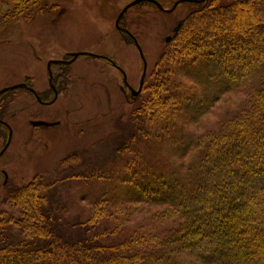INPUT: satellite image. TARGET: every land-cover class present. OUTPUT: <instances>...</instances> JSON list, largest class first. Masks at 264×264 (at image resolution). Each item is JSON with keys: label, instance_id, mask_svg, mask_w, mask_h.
Here are the masks:
<instances>
[{"label": "trees", "instance_id": "obj_1", "mask_svg": "<svg viewBox=\"0 0 264 264\" xmlns=\"http://www.w3.org/2000/svg\"><path fill=\"white\" fill-rule=\"evenodd\" d=\"M254 2L188 3L198 7L167 52L176 72L159 61L116 140L11 189L0 264H264V10Z\"/></svg>", "mask_w": 264, "mask_h": 264}, {"label": "rangeland", "instance_id": "obj_2", "mask_svg": "<svg viewBox=\"0 0 264 264\" xmlns=\"http://www.w3.org/2000/svg\"><path fill=\"white\" fill-rule=\"evenodd\" d=\"M134 1L31 0L17 11L14 0H0V91L30 84L43 94L50 90L48 64L72 60L69 55L79 53L111 59L126 72L132 88L138 90L143 76L142 60L132 40L127 38L126 44L116 27L121 12ZM156 1L170 10L179 0ZM254 1L264 10L262 0ZM197 7L181 4L167 14L143 3L123 18L121 25L138 40L148 64L141 100L148 94L155 73L162 69L160 60L167 70L176 72L174 61L171 64L168 57L172 54L167 56L172 49L167 39H174L177 24L187 20ZM244 11L248 18L261 16L256 9ZM71 65L64 70L62 86H58L62 87L61 95L51 106L40 105L23 88L8 92L0 101L2 118L14 133L0 160V213L10 211L8 198L14 186L55 173L75 153L88 150L93 155L96 147L117 137L119 121L125 122L141 103L132 104L127 99L121 90L124 82L119 70L105 59L80 56ZM36 120L60 124L34 128L31 122ZM7 132L0 126V152L8 140ZM4 171L9 174L7 183Z\"/></svg>", "mask_w": 264, "mask_h": 264}, {"label": "water", "instance_id": "obj_3", "mask_svg": "<svg viewBox=\"0 0 264 264\" xmlns=\"http://www.w3.org/2000/svg\"><path fill=\"white\" fill-rule=\"evenodd\" d=\"M203 1H205V0H179V1H177L176 3H175V5H174V7L172 8V9H170V10H167V9H165L158 1H156V0H135L134 2H132L130 5H128L126 8H124V10L121 12V14L119 15V17H118V19H117V21H116V27H117V29L120 31V32H122L123 34H125V35H128L129 36V38L130 39H133L134 40V45L136 46V48H137V50H138V52H139V55H140V57H141V60H142V63H143V76H142V79H141V81H140V86H139V89L138 90H135V89H133L130 85H129V83H128V76H127V74H126V72L122 69V68H120V67H118V66H116L115 65V63L111 60V59H109V58H107V57H101V56H99V55H95V54H89V53H79V54H74L72 57H73V59L70 61V62H68V64H71V63H73L74 61H76L80 56H90V57H93V58H96V59H105V60H107V61H110V62H112L113 63V66L116 68V69H118L121 73H122V75H123V78H124V82L127 84V86H128V88L130 89V91H131V93H132V95L135 97V98H137L140 94H141V92H142V90H143V88H144V84H145V79H146V77H147V73H148V64H147V60H146V57H145V54H144V52H143V49H142V47L140 46V44H139V42H138V40L127 30V29H123V28H121L120 27V24H121V21H122V19L124 18V16L126 15V13L130 10V9H132V8H134V7H136V6H138V5H140V4H143V3H148V4H151V5H153V6H155V7H157L161 12H164V13H173L181 4H184V3H202ZM181 26H182V22H180L179 24H178V26L174 29V32L175 33H177L179 30H180V28H181ZM171 41V37H169L168 39H167V42H170ZM56 63H61L60 61H57ZM52 63H50L49 64V69H50V65H51ZM26 87V85L25 84H21V85H18V86H12V87H7V88H5V89H3V90H1L0 91V96H2V95H4V94H6V93H8L9 91H15V90H17V89H20V88H25ZM40 101V100H39ZM41 102V101H40ZM1 122V121H0ZM3 125H6L7 127H9V129H10V136H9V139H8V142H7V144H6V146L4 147V149L1 151V153H0V158L7 152V150L9 149V147H10V145H11V142H12V138H13V130H12V128L10 127V125H8L7 123H5V122H1ZM32 125L34 126V127H53V126H55V124H50V123H47V122H43V121H38V122H33L32 123Z\"/></svg>", "mask_w": 264, "mask_h": 264}, {"label": "flooded vegetation", "instance_id": "obj_4", "mask_svg": "<svg viewBox=\"0 0 264 264\" xmlns=\"http://www.w3.org/2000/svg\"><path fill=\"white\" fill-rule=\"evenodd\" d=\"M120 27L121 28H123V29H125L121 24H120ZM119 31V30H118ZM119 33L122 35V37H123V39H124V41H125V43L127 44L128 43V40H127V38H129V36L128 35H125V34H123L122 32H120L119 31ZM132 40V42L133 43H135L134 42V40L133 39H131ZM71 58H73L71 55H69ZM70 59V58H69ZM69 59H65V60H54V61H51L50 63H52L51 65H50V69H49V64H48V69H49V71H48V76H49V91H47V92H44L43 94L42 93H37V91L33 88V86L32 85H30V84H25L26 85V87L24 88L25 90H27V91H29V93L30 94H33V96L35 97V99H36V101L40 104V105H42V106H51L52 104H54L55 102H56V100L60 97V95H61V88H59L58 86L60 85V86H62V82H63V80L64 79H62V77H65L66 78V76H64L65 74H64V72L69 68V66H72L71 64H68V62H70L71 61V59L69 60ZM57 61H60L61 63H56ZM108 64H110L111 66H113V63L112 62H110V61H107V60H105ZM55 67H60V68H58L59 69V71H55ZM62 70H63V72H62ZM65 70V71H64ZM118 70V69H117ZM120 72V71H119ZM120 74H121V76H122V78H123V75H122V73L120 72ZM123 82H124V78H123ZM121 90H122V92L125 94V96L127 97V99L130 101V102H132L133 100V95H132V93H131V91L129 90V88H128V86H127V84L124 82V86L121 88ZM129 91V94H127L126 93V91ZM63 94V93H62ZM53 97V99H51ZM132 97V98H131ZM41 102H40V101ZM50 101V102H49ZM2 116H3V114H1L0 113V121L1 122H5V123H7L3 118H2ZM38 121H41V120H36V121H32L31 122V124L33 123V122H38ZM0 122V126H2V127H4V128H6L7 130H8V132H7V139H9V136H10V129H9V127H7L6 125H3L2 123ZM44 122V121H43ZM47 123H50V124H55V126L56 125H59L60 123L59 122H57V123H54V122H47ZM8 125H9V123H7ZM33 126V125H32ZM34 127V126H33ZM54 127V126H53ZM34 128H38V127H34ZM13 135H14V133H13ZM7 142H8V140H7ZM7 142H6V144H7ZM6 144L4 145V147L6 146ZM4 147H3V149H4ZM1 153V152H0ZM4 156V155H3ZM2 156V157H3ZM1 157V158H2ZM1 158H0V160H1ZM3 174H4V176H5V179H6V183L8 182V180L10 179L9 178V174L7 173V172H3Z\"/></svg>", "mask_w": 264, "mask_h": 264}]
</instances>
